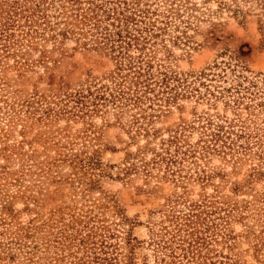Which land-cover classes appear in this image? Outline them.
Masks as SVG:
<instances>
[{"label":"rangeland","instance_id":"1","mask_svg":"<svg viewBox=\"0 0 264 264\" xmlns=\"http://www.w3.org/2000/svg\"><path fill=\"white\" fill-rule=\"evenodd\" d=\"M121 1L158 14L152 18L158 16L162 24L157 26L163 31L155 39L152 64L155 69L162 66L180 82L171 84L174 99L152 120L151 127L159 131L152 147L157 148L160 138L175 131L184 143L194 145L200 131L190 127L201 117L218 123L240 119L237 129L246 126L252 133L262 126L264 113L254 109L249 115L245 105H234L238 95L231 88L236 75L256 80L264 88V33L260 29L264 0ZM83 41L72 36L42 41L20 59L3 60L0 67V167L14 174L9 179L12 184L0 188V206L4 204L2 194H12L8 207L12 222L27 225L32 220L39 225L60 218L67 222L74 212L93 209L95 203L103 205L108 224L114 219L110 210L114 206L133 222L131 233L140 242L135 251L137 264H155L147 243L149 227L177 199L182 201L176 205L178 210L189 201H204L211 214L203 233L208 248L232 254L238 264H258L253 246L254 235L264 225V175H250L253 167L264 164H258L256 157L238 160L223 155H212L204 163L196 155L200 168L184 164L193 176L183 185L155 175L146 178L141 172L123 176L120 171L128 154L146 142L131 128V112L107 106L81 118L61 111L62 94L86 89L89 84L110 86L114 61ZM201 73L208 76L198 78ZM69 142L73 143L70 147ZM95 151L102 165L100 171L85 174L95 181V187L83 196L81 175L67 166L69 157L63 159L66 163L59 159L70 152L90 156ZM59 153V164H53ZM151 157L150 152L143 155L146 161ZM44 160L50 162L49 169H44L48 173L37 167ZM29 164L33 165L30 169ZM93 210V214L98 212Z\"/></svg>","mask_w":264,"mask_h":264},{"label":"trees","instance_id":"2","mask_svg":"<svg viewBox=\"0 0 264 264\" xmlns=\"http://www.w3.org/2000/svg\"><path fill=\"white\" fill-rule=\"evenodd\" d=\"M154 15L158 14L129 7L121 0L116 3L106 0H0V67L3 60L20 59L27 49L36 47L42 41H57L68 36L78 41L84 40L83 45L91 42V45L94 44L109 56L115 63L114 71L108 78L110 86L89 84L86 89L62 94L61 111L81 118L107 106L118 112H131V128L146 142L128 154L120 171L125 177L141 172L146 178L155 175L157 179H170L175 184L183 185L193 176L189 172L191 169L185 170L184 164L200 168L201 163L196 155L204 163L212 155L236 157L238 160H242L243 156L256 157L262 166L264 120L262 126L256 127L255 133H252L246 126L240 125L237 129L236 124L240 119L236 122L225 119L223 123H218L211 118L201 117L196 125L190 127L200 131L199 140L194 145L184 143L175 131L169 133L166 139L160 138L157 148L151 146V141L159 133L151 127L152 120L162 111L164 104L174 99L170 95L175 86L171 84L180 83L162 66L155 69L152 64L155 39L163 31L157 26L162 22L158 16L152 18ZM260 29L264 33V20ZM207 76L201 73L198 78ZM235 78L236 83L231 89L238 96L232 103L245 105L249 115H253L254 109L264 113V88H259L256 80L242 75H236ZM249 139L251 142H248ZM68 144L70 147L73 143ZM146 152L152 155L149 161L143 158ZM97 154L95 151L90 156H83L81 153L77 155L70 152L59 159L62 156L59 153L53 164H59L56 162L58 159L66 163L63 159L69 157L67 166L75 175H81V191L84 196V193H91L95 187V181L86 179L85 174L100 171L102 165ZM40 164L38 169L48 173L44 169H49L50 162L44 160ZM29 165L30 169L33 165ZM262 168L253 167L250 176L262 177ZM12 175L5 167H0L2 190L12 184L9 180ZM1 198L4 204L0 206V262L137 264L135 251L140 242L131 233L133 222L114 206H110L114 219L108 224L103 218L104 211H101L103 205L93 203L92 208L98 211L96 214H93V209H82V213L74 212L70 215L67 222L60 218L39 225H34L32 220L27 225H21L14 224L8 213L12 194L5 192ZM180 202L177 199L167 205V209L162 211V219L148 229L147 243L154 254L155 264H238L232 254L224 255L208 248L209 244L203 237L204 231L208 229V203L189 201L182 210H178L176 205ZM54 229L57 230L52 237ZM254 238V259L258 264H264V225ZM214 242H217V237ZM71 248H75V251ZM227 250L231 251L230 245Z\"/></svg>","mask_w":264,"mask_h":264}]
</instances>
